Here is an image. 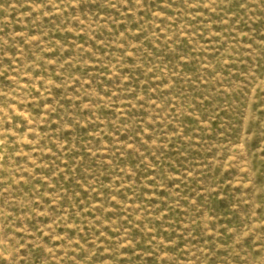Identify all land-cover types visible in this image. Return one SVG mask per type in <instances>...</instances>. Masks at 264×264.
I'll use <instances>...</instances> for the list:
<instances>
[{
  "label": "rangeland",
  "instance_id": "rangeland-1",
  "mask_svg": "<svg viewBox=\"0 0 264 264\" xmlns=\"http://www.w3.org/2000/svg\"><path fill=\"white\" fill-rule=\"evenodd\" d=\"M0 264H264V0H0Z\"/></svg>",
  "mask_w": 264,
  "mask_h": 264
}]
</instances>
